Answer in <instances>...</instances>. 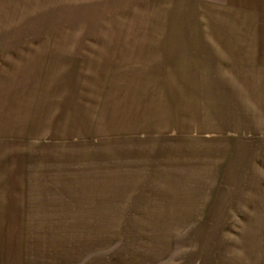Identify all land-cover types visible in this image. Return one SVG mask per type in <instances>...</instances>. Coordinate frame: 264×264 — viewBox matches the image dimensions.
I'll return each instance as SVG.
<instances>
[{
  "label": "crops",
  "instance_id": "1",
  "mask_svg": "<svg viewBox=\"0 0 264 264\" xmlns=\"http://www.w3.org/2000/svg\"><path fill=\"white\" fill-rule=\"evenodd\" d=\"M11 41L83 59L0 68V264L100 263L72 234L106 209L257 233L264 264V0H0Z\"/></svg>",
  "mask_w": 264,
  "mask_h": 264
},
{
  "label": "rangeland",
  "instance_id": "2",
  "mask_svg": "<svg viewBox=\"0 0 264 264\" xmlns=\"http://www.w3.org/2000/svg\"><path fill=\"white\" fill-rule=\"evenodd\" d=\"M27 11L31 14L35 9ZM12 15L16 16L15 12ZM9 43L8 56L0 55V68H54L60 65L61 68H74L79 67L83 59L43 56L48 42L26 41L22 50L17 48L19 42H0V45ZM54 46L64 48L65 41L56 42ZM107 140L110 143L106 145H110L111 139ZM105 153L111 156L110 150ZM107 210L105 213L109 215L102 219V232L72 234L74 241H79L82 236L89 254H102L98 264L101 261L102 264H256L261 256L258 234L254 232L211 233V226L194 227V223L189 222L193 218L142 216V210H132L135 215L131 217H112ZM99 221L98 218V226Z\"/></svg>",
  "mask_w": 264,
  "mask_h": 264
}]
</instances>
